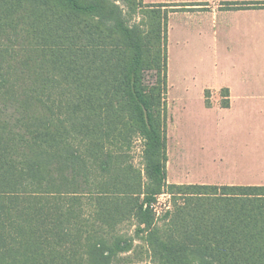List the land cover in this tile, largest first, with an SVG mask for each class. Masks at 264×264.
Listing matches in <instances>:
<instances>
[{"label":"trees","instance_id":"16d2710c","mask_svg":"<svg viewBox=\"0 0 264 264\" xmlns=\"http://www.w3.org/2000/svg\"><path fill=\"white\" fill-rule=\"evenodd\" d=\"M175 7L0 0V264H264V186L166 182Z\"/></svg>","mask_w":264,"mask_h":264},{"label":"rangeland","instance_id":"374dc122","mask_svg":"<svg viewBox=\"0 0 264 264\" xmlns=\"http://www.w3.org/2000/svg\"><path fill=\"white\" fill-rule=\"evenodd\" d=\"M170 1L174 3L176 0ZM139 19L135 16L130 23L138 22ZM178 21L177 15L168 21L167 184L181 185L184 182H211L235 186L252 184L256 186L257 182L264 184V158L258 157L264 150L255 149L257 141L239 135L220 133L214 118H206L202 114L198 103L199 89L202 84L211 81L214 73L212 48L208 42L186 45ZM191 41L196 42L194 39ZM185 93L189 95L191 101L186 113L183 112L182 102ZM140 151V143H136L132 152L136 166L140 163ZM168 201L169 198L166 196L159 198L156 210L160 215ZM162 224L163 222L158 219L157 225L161 227ZM126 231L131 233L133 228H127Z\"/></svg>","mask_w":264,"mask_h":264},{"label":"crops","instance_id":"0c3cea01","mask_svg":"<svg viewBox=\"0 0 264 264\" xmlns=\"http://www.w3.org/2000/svg\"><path fill=\"white\" fill-rule=\"evenodd\" d=\"M142 1L144 4L175 5L177 10L169 14L168 21L172 16H178L185 44L208 42L211 46L214 73L211 81L201 85L198 99L204 117H213L220 133L255 139V149L264 150V9L233 10L227 5L264 0ZM225 91L227 98L222 96ZM185 94L182 102L186 113L191 101ZM222 101L228 105L223 107ZM259 154L261 156L258 157L264 158V153ZM185 183L235 186L211 182ZM256 186L264 184L257 182Z\"/></svg>","mask_w":264,"mask_h":264},{"label":"built area","instance_id":"2783aa9c","mask_svg":"<svg viewBox=\"0 0 264 264\" xmlns=\"http://www.w3.org/2000/svg\"><path fill=\"white\" fill-rule=\"evenodd\" d=\"M162 196H166V195H162ZM162 196H160V197H162ZM160 197H159V198H160ZM166 197H167V196H166ZM158 200H159V199H158Z\"/></svg>","mask_w":264,"mask_h":264}]
</instances>
